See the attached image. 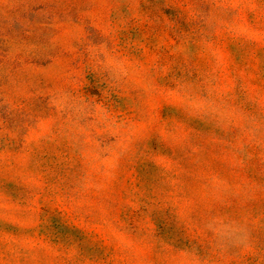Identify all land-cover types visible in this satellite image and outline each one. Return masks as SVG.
Listing matches in <instances>:
<instances>
[{
    "label": "rangeland",
    "instance_id": "374dc122",
    "mask_svg": "<svg viewBox=\"0 0 264 264\" xmlns=\"http://www.w3.org/2000/svg\"><path fill=\"white\" fill-rule=\"evenodd\" d=\"M0 264H264V0H0Z\"/></svg>",
    "mask_w": 264,
    "mask_h": 264
}]
</instances>
